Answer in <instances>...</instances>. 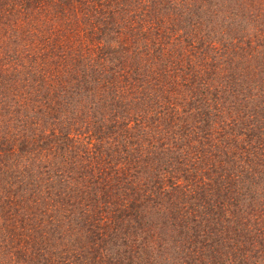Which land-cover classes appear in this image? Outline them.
<instances>
[{
    "label": "trees",
    "instance_id": "obj_1",
    "mask_svg": "<svg viewBox=\"0 0 264 264\" xmlns=\"http://www.w3.org/2000/svg\"><path fill=\"white\" fill-rule=\"evenodd\" d=\"M0 264H264V0H0Z\"/></svg>",
    "mask_w": 264,
    "mask_h": 264
}]
</instances>
